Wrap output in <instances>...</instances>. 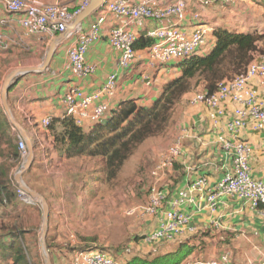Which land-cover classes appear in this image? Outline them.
<instances>
[{"label":"crops","instance_id":"0c3cea01","mask_svg":"<svg viewBox=\"0 0 264 264\" xmlns=\"http://www.w3.org/2000/svg\"><path fill=\"white\" fill-rule=\"evenodd\" d=\"M41 1L46 4H63L73 11L83 0ZM139 1L142 0H136ZM204 1L186 0V18L180 26L187 33L194 31L201 23L214 28L215 31L227 30L237 34L264 32V0H235L227 6L216 3L203 5ZM102 9L103 6L81 26L75 28V31H71L69 27L65 32L68 37L59 43L49 67L43 72L21 77L8 94L9 108L21 130L14 128L11 123L5 130L12 143L1 141L0 134V172H8V176L11 175L14 187L20 188L15 174L25 160L20 155V161L11 167L14 165L13 158L6 154L20 153L18 146L20 139L26 142L29 152L27 138L23 134L31 140L35 156L32 167L22 176L23 180L26 181V176L37 172L39 168L46 170L49 162L54 163L55 159H60L59 153L54 149V137L50 130L42 127L41 122L46 117H51L53 121L66 117L63 97L70 89L78 88L86 94H95L114 74L118 78V89L111 99H104L111 109L130 101L151 108L161 96L165 85L180 74V67L176 62L163 67L150 65L148 47L136 50L137 60L130 69L121 67L120 53L110 46L107 32L114 25L124 24V20L109 16L102 29L103 36L93 42L86 53V61L95 66L94 73L88 77H77L69 68L68 50L76 43V32L88 31ZM170 24L177 23L175 19L140 21L129 28L138 31L139 38H142L145 37L147 30ZM0 35L4 36L7 45V49L0 48V108L4 111L1 104V88L6 77L18 69L41 67L53 41L61 34L26 37L18 16L8 13L0 3ZM210 42L214 48L216 39L213 33L208 36V43ZM213 48L205 55L200 52L197 56H206ZM257 58L258 56L255 59ZM253 85H258L257 79L253 81ZM260 91L264 93L263 89ZM232 110V106L229 107L227 115L217 120L211 118L204 106L189 110L191 116L183 122L178 132V135L185 137L182 154L177 159L174 169L165 173V180L162 183L169 195L164 210H171L173 208L171 203L178 198V192L188 189L197 179L204 177L209 185H215L233 171L232 159L222 149L219 141L220 136L229 137L227 123ZM238 134V138L248 142L251 148V177L264 182V133H254L246 129ZM57 166L59 164L55 162L53 167ZM53 180L49 179L50 182H55ZM34 181L37 189L33 190L42 194L49 206V233L51 214L54 210L51 198L57 193H54L50 185H40L37 179ZM29 207L39 212L36 201L22 200L18 194L10 202L0 199V264H13L11 258L7 259L6 253L2 251L7 249V244L13 239L6 230L9 224L18 223L26 232L25 238L36 237L37 230L42 227V221L36 226L30 224L34 223L35 219L30 221L29 215H25L28 210L26 208ZM179 209L186 213L190 220L184 232L171 241L147 242L144 237L156 231L158 218H143L144 221L141 223H145L147 227L141 229L143 231L139 244L136 241V257L151 259L170 254L181 245H188L192 253L185 259L187 262L219 260L228 255L232 264H264V220L259 211L245 201L237 197H221L218 199L217 207L212 210L208 207L206 192L191 191ZM27 245L30 247L29 243ZM62 251L56 249V256L52 257L53 264H67L60 260ZM130 255L134 256L131 252Z\"/></svg>","mask_w":264,"mask_h":264},{"label":"built area","instance_id":"2783aa9c","mask_svg":"<svg viewBox=\"0 0 264 264\" xmlns=\"http://www.w3.org/2000/svg\"><path fill=\"white\" fill-rule=\"evenodd\" d=\"M234 1L205 0L202 4L216 3L227 6ZM90 2L91 0H83L77 9L72 11L66 5L46 4L41 0H0L8 13L18 16L26 37L65 33ZM186 7V0H104L103 9L91 23L89 30L76 32V43L68 50L69 68L77 77H88L94 73L95 66L86 61V53L88 47L103 36L102 29L109 16L124 20V24L114 25L107 32L109 44L120 53L119 64L124 69H130L137 60L135 46L139 36L129 26L140 21L175 19L177 23L147 30L145 36L151 41L148 48L150 65L158 67L171 62L182 63L196 56L198 51L208 44V36L214 33L215 29L201 23L194 31L187 33L180 26L186 18ZM0 48L7 49L3 35H0ZM255 79L258 80L257 86L253 85ZM117 89L118 78L114 74L95 94H86L78 88L70 89L63 97L65 116L84 127L104 123L111 110L104 99H111ZM260 89L264 90V56L251 62L245 72L219 83L214 93L200 92L191 96L189 105H203L213 120L226 116L228 108L232 106L231 118L227 123L229 137L220 136L219 141L222 149L232 159L233 171L215 185H209L204 177L197 179L188 189L178 192V198L171 203V210H164V202L168 198L166 191L152 185L149 189L148 204L133 208L127 213L129 216L141 214L158 218L156 231L145 236L147 242L171 241L184 232L190 218L179 207L184 204L191 191L206 192L208 207L212 210L217 207L219 198L237 197L258 210L264 220V182L251 177V148L248 142L237 137L239 132L246 129L264 133V93L262 94ZM52 122L51 117H46L41 125L47 129ZM184 138V135H180L163 153L152 171L153 180L174 167L182 154ZM18 146L21 158L26 160V142L20 139ZM18 195L22 200L29 201V197L21 188L18 189ZM79 252L76 253L74 264H123L102 250ZM185 264L232 263L229 256L224 255L219 260L190 261Z\"/></svg>","mask_w":264,"mask_h":264},{"label":"trees","instance_id":"16d2710c","mask_svg":"<svg viewBox=\"0 0 264 264\" xmlns=\"http://www.w3.org/2000/svg\"><path fill=\"white\" fill-rule=\"evenodd\" d=\"M213 35L216 39L213 50L206 56L196 55L178 63L179 76L165 85L161 96L151 108L130 101L112 108L104 123L87 127L79 126L70 117L54 120L47 129L54 137V149L59 153L61 161L71 164L70 171L76 170L78 162L83 161L84 171H82L85 175L80 178L84 184L88 179L100 181V178L92 174L93 172L88 173L87 169L91 161L97 160L100 161L106 179L108 181L115 179L139 145L167 130L174 108L192 91L195 82L204 84L208 93H214L219 83L245 72L259 53H264V32L237 34L227 30H216ZM140 38L135 46L136 50L149 48L151 41L146 36ZM14 87L15 85L10 91ZM9 127L10 122L0 108L1 141L12 143L5 132ZM6 155L13 158L14 165L11 167L20 161V153L9 152ZM28 175L27 185L36 190L35 182L33 185ZM66 176L68 177L69 174ZM13 183L8 172H0L1 200L6 199L10 202L17 196L18 187H14ZM72 189H77V186ZM83 189L84 185L81 186V190ZM66 193L69 194L70 190H66ZM6 230L8 235L13 237L7 244V249L2 250L6 253L7 259L10 257L13 264H35L31 249L25 242L26 232L23 228L18 223H13L9 224ZM191 253L192 249L188 245H181L170 254L151 259L133 257L125 264H180Z\"/></svg>","mask_w":264,"mask_h":264},{"label":"rangeland","instance_id":"374dc122","mask_svg":"<svg viewBox=\"0 0 264 264\" xmlns=\"http://www.w3.org/2000/svg\"><path fill=\"white\" fill-rule=\"evenodd\" d=\"M134 33L138 35V31L135 30ZM212 46L210 42L198 53L202 52L205 55L213 48ZM263 56L264 53H259L258 58ZM200 92H207L205 86L195 82L192 91L174 108L167 130L139 145L117 177L111 181H108L103 174L99 160L91 161L87 169L88 173L93 172L92 174L100 178V181L88 179L84 184L80 178L85 175L83 161L78 162L76 170L70 171V168L72 170L71 164L61 162L60 159H55L59 166L53 167L55 162H49L46 170L39 168L37 172L29 175L33 184L37 179L40 185H50L54 193H57L51 198L54 210H52L50 230L46 239L48 251L53 253H50L51 259L56 256V249L63 250L60 260H64L67 264H74L76 253L83 250H102L124 264L136 257V241L139 244L138 241L141 240L143 231L141 229L147 227L141 222L147 216L141 214L129 216L127 213L133 208L148 204L149 189L152 185L166 191L162 186L165 173L153 180L152 171L158 165L163 153L180 136L178 135L180 126L191 116L189 110L198 107H190L189 99L193 94ZM47 162L48 160L46 164ZM67 174H69L68 177H66ZM49 179H54L55 182H50ZM24 183L27 185L25 180ZM82 185H84L83 190H81ZM74 186H77V189H72ZM65 190H70V193H64ZM167 200L168 198L164 205ZM30 202L33 201L30 200ZM36 203L39 212L30 207L26 208L28 210L25 212V215H29L30 221L35 219L34 223L30 222L34 226L38 225L39 221L43 222L41 205ZM36 234V237L25 238V242L30 244L29 249H31L35 264H45L40 247L42 227L37 230ZM130 252L134 255L133 257ZM185 259L180 264L187 263Z\"/></svg>","mask_w":264,"mask_h":264},{"label":"water","instance_id":"95a60500","mask_svg":"<svg viewBox=\"0 0 264 264\" xmlns=\"http://www.w3.org/2000/svg\"><path fill=\"white\" fill-rule=\"evenodd\" d=\"M104 4V0H91L90 4L86 9H84L74 20L72 25L70 26L71 31H75V28L81 26V24L92 14L97 12ZM68 36L66 33H62L61 36H58L55 41H53L46 57L41 65V67H32V68H24V69H18L13 72H11L5 79L2 88H1V104L4 108L5 114L11 123V125L21 130L20 125L16 122L14 119V116L12 115V112L8 105V94L10 92V89L13 85H15L19 79L25 75L33 74V73H39L45 71L52 60V57L54 56L55 50L58 47L59 43L66 39ZM25 138H27V143L29 147V152L26 157V160L23 162V164L19 167L18 171L15 174V179L19 185V187L27 194L29 197V201H36L41 205L42 212H43V222H42V235L40 239V247L43 254V259L45 264H53L50 253L47 248L46 239L48 234V228H49V206L45 199V197L34 191L33 189H30L25 183L22 178V176L32 167V164L34 162V152H33V145L31 140L23 134Z\"/></svg>","mask_w":264,"mask_h":264}]
</instances>
